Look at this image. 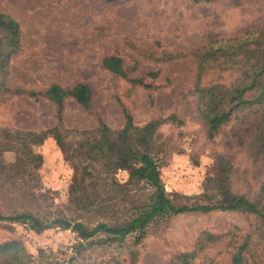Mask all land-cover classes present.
Segmentation results:
<instances>
[{
	"label": "rangeland",
	"instance_id": "1",
	"mask_svg": "<svg viewBox=\"0 0 264 264\" xmlns=\"http://www.w3.org/2000/svg\"><path fill=\"white\" fill-rule=\"evenodd\" d=\"M0 13L14 18L20 32L18 52L8 63V90L0 95V158L6 163L15 160V152L4 149L14 130L59 127L65 136L103 123L117 132L126 111L138 128L155 122L150 146L166 191L194 195L211 188L215 181L207 178L215 179L222 157L229 162V189L264 210V149L253 146L261 111L244 109L210 138L197 87L228 84L237 72L212 67L198 76L194 56L205 46L264 27V0H0ZM111 55L122 60L126 77L103 67L102 59ZM77 82L90 86V106L67 97L59 126L55 106L43 92L51 83L71 87ZM64 141L61 150L49 133L33 147L43 161L37 183L45 196L18 201L0 192L4 214L27 206L51 218L98 220L81 217L85 213L72 201L77 138ZM115 178L124 183L128 173L117 170ZM11 239L36 258L39 249L66 250L76 234L57 226L35 232L0 220V244ZM180 254H190L189 264H235L239 254L238 264H264V220L237 210L172 215L156 220L138 244L92 248L82 262L114 264L116 257L117 264H175Z\"/></svg>",
	"mask_w": 264,
	"mask_h": 264
},
{
	"label": "trees",
	"instance_id": "2",
	"mask_svg": "<svg viewBox=\"0 0 264 264\" xmlns=\"http://www.w3.org/2000/svg\"><path fill=\"white\" fill-rule=\"evenodd\" d=\"M19 34L18 22L0 13V95L8 90V63L18 52ZM216 43L195 52L197 75L215 67L221 71L233 70L237 76L228 84L197 87L199 107L207 124L208 136L213 137L221 125L244 109L257 107L261 111L260 127L253 146L264 149V27ZM101 62L106 69L126 77L119 57L107 56ZM130 81L143 83L136 78ZM16 91L21 92L20 89ZM25 94L37 95L34 91H26ZM91 95L90 86L85 82H77L71 87L51 83L43 92V96L55 106L59 126L63 121L62 111L67 97L89 108ZM124 117V127L117 132L101 123L93 131L70 130L65 136H61L59 127L41 131L14 130L8 134V144L4 149L13 150L15 160L6 163L0 158L1 193L18 201L45 196L37 183L38 170L43 161L33 147L41 145L49 133L61 150L66 149V137L77 138L73 153L77 155L75 166L78 175L70 186L72 201L76 208L85 213L81 217L99 218L87 222L62 214L51 218L41 214L38 208L27 206L14 208L11 214H4L0 210V220L23 223L35 232L57 226L76 234L75 242L66 250L47 253L39 249L36 258L27 254L17 239L3 242L0 244V264H83V256L89 249L129 248L144 238L156 220L186 212L237 210L255 214L264 220V210L257 202L229 189L226 183L229 162L222 157L217 160L215 179L207 178L215 181L211 188L207 186L194 195L166 191L160 177L158 159L150 146L155 122L138 128L126 111ZM169 118L177 121L174 115ZM117 170L127 171L126 182L116 180ZM189 255L180 254L177 262L189 264ZM239 255L235 258V264L240 261ZM112 259L117 264L118 258Z\"/></svg>",
	"mask_w": 264,
	"mask_h": 264
}]
</instances>
